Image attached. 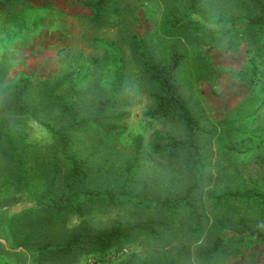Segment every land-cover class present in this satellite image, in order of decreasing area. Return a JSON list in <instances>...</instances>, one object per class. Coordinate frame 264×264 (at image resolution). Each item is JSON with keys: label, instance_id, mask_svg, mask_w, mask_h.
Listing matches in <instances>:
<instances>
[{"label": "rangeland", "instance_id": "rangeland-1", "mask_svg": "<svg viewBox=\"0 0 264 264\" xmlns=\"http://www.w3.org/2000/svg\"><path fill=\"white\" fill-rule=\"evenodd\" d=\"M202 1L199 14L185 26L175 23L186 13L181 0H112L98 17L76 0H17L12 9H0V86L12 87L26 77L31 95L46 89L52 102L48 116L37 113L40 121L28 116L22 126L26 139L23 148H17L25 174L22 183L17 156L0 143L12 158L0 156V264H125L132 254L145 258L152 249L172 251L180 242L188 245L195 264L196 247L205 243L216 221L228 216L264 221V201L253 193L225 192L220 202L211 199L221 192L217 184L224 171L235 180L251 176L264 192V31L245 25L249 10L244 0ZM135 37L165 61L171 45L184 55L176 79L215 130L200 139L208 157L204 182L192 196L202 216L203 229L197 235L191 232L193 217L187 209L141 214L131 203L102 198L114 187L109 170L132 158L138 139L146 152L160 136L177 133L170 122L145 115L152 101L132 53ZM119 73L122 89L117 98L126 103L120 111L127 116L114 133L92 128L78 132L72 146L82 156L92 155L94 164L106 165L102 176L86 184L102 199L89 201L82 212L72 207L50 210L47 205L62 194L67 162L43 124L58 128L59 113L70 96L83 110L99 87L109 95ZM90 87L93 93L87 94ZM142 162L144 169L123 186L125 191H138L139 178L147 174L153 177L149 193L173 198L190 180L170 177L160 184L171 168L167 164L175 161L149 154ZM228 185L234 188L232 182ZM161 216L168 228L158 238L138 235L102 260L93 251L75 262L65 261L68 257L47 260L41 250L63 243L83 224L102 228L112 221ZM216 264H264V241L234 246Z\"/></svg>", "mask_w": 264, "mask_h": 264}, {"label": "trees", "instance_id": "trees-1", "mask_svg": "<svg viewBox=\"0 0 264 264\" xmlns=\"http://www.w3.org/2000/svg\"><path fill=\"white\" fill-rule=\"evenodd\" d=\"M16 1L0 0V9H12V4ZM76 1L88 9L92 16L98 17L100 10L112 0ZM181 1L186 8V13L175 23L185 26L192 16L199 14L203 1ZM244 2L247 3L246 7L249 10L248 15L244 17L245 25L264 31V0H244ZM132 53L149 87V98L152 101V106L145 115L149 119L170 122L176 128L177 133L160 136L151 149L146 152L138 139L134 145L132 158L123 167L109 170L108 176L113 181L114 187L111 194L102 198L111 199L113 203L118 200L131 203L141 214L150 209L158 210L160 213L174 212L179 208L187 209L193 217L191 232L196 235L200 234L203 229L202 216L194 198L192 199L204 182V169L208 157L207 149L200 143V139L204 136H212L215 130L206 122V119L204 120V113L192 102L189 94L183 90L176 79L184 55L178 52L175 45L170 46L165 61V59L158 58L154 54V50L148 49L145 40L135 37ZM121 78L122 74L119 73L117 82L109 95H106L99 87V93L89 101L83 110V106H79L78 101L74 102L71 96L66 99L68 102L61 108L58 116L60 119L58 128L55 127L56 125L43 124L56 137L60 154L67 162L62 194L58 202L47 205L50 210L72 207L82 212L89 201L93 203L102 199L91 194L86 184L90 180L102 176L106 165L94 164L91 160L92 155L82 156L79 153L80 149H72V146L75 142V135L82 130L92 128L107 133H114L117 130L118 123L127 116V112L120 111V108L126 103L122 98H117L122 89ZM29 82V78L21 77L18 83L12 87L11 85L0 86V143L2 142L9 152L17 156L15 160L18 163L17 172L20 183L25 179V174L22 171L23 161L19 158L20 153L17 152L18 147L23 148V142L26 139L22 126L28 116L37 121H40L37 113L43 112L48 116L47 108L52 103L48 95L46 96L48 94L46 89L31 95L32 92L27 88ZM11 88H14V91ZM86 93H93V87H90ZM81 100L83 99L81 98ZM85 111L87 114H84ZM149 154L152 157H166L175 161L167 164L171 168L164 171L160 178V184H165L167 178L170 177L174 181L190 178L188 184L182 188L181 194L169 198L149 193L148 189L153 177L147 174L139 178L140 188L138 191L124 190L123 186L129 183L138 170L144 169L142 159ZM0 156L12 159L10 154L3 149H0ZM219 177L217 187L222 186L217 189L221 192L211 199L220 202L225 197V192L230 194L243 192L245 196H248V193H253L254 196L264 201V192H260L258 180H254L251 176L247 178L237 176V180H235L224 171ZM53 181L54 176L49 184V190H51ZM230 182L234 184V188L228 185ZM89 196L91 197L88 198ZM214 226L205 243L196 247L195 264H216L219 257L227 256L234 246L264 241V221H253L243 217L234 219L228 216L216 221ZM167 228L168 222L162 216L151 219L117 220L109 222L102 228L83 224L63 243L54 247L44 245L41 250L47 260H62L68 257V260L65 261L75 262L79 255L87 254L89 251L99 254V260H102L103 256H107L115 250L121 251L130 245L138 235L148 234L158 238L161 230ZM125 264L194 263H191L188 245L180 242L172 251L152 249L145 258L132 254L131 259Z\"/></svg>", "mask_w": 264, "mask_h": 264}]
</instances>
